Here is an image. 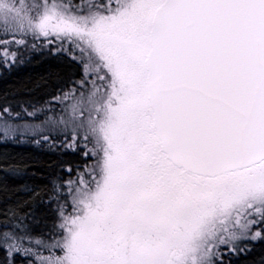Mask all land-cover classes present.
<instances>
[{"label":"snow or ice","instance_id":"obj_1","mask_svg":"<svg viewBox=\"0 0 264 264\" xmlns=\"http://www.w3.org/2000/svg\"><path fill=\"white\" fill-rule=\"evenodd\" d=\"M33 64L0 141L55 159L5 186L0 264H246L264 244V0H0V74Z\"/></svg>","mask_w":264,"mask_h":264},{"label":"trees","instance_id":"obj_2","mask_svg":"<svg viewBox=\"0 0 264 264\" xmlns=\"http://www.w3.org/2000/svg\"><path fill=\"white\" fill-rule=\"evenodd\" d=\"M46 75L45 69L40 65L33 64L20 67L11 73L0 74V104L9 101L26 99L29 97L32 84L40 76ZM55 156L46 149L38 147L30 142V138H22L19 142L0 141V209L4 206L7 198L4 192L5 186L9 190L8 195L15 199L16 195H22L12 190L19 189L25 182L33 183L31 174L36 173L35 182L47 174L48 165ZM9 165L20 166L25 169L24 177H12L7 172ZM264 256V244L255 243L253 252L247 257L246 264H253Z\"/></svg>","mask_w":264,"mask_h":264}]
</instances>
